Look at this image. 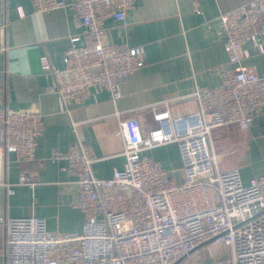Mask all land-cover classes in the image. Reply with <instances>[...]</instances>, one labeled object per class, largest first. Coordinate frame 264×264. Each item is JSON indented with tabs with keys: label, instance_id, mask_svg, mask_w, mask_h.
Returning a JSON list of instances; mask_svg holds the SVG:
<instances>
[{
	"label": "built area",
	"instance_id": "2783aa9c",
	"mask_svg": "<svg viewBox=\"0 0 264 264\" xmlns=\"http://www.w3.org/2000/svg\"><path fill=\"white\" fill-rule=\"evenodd\" d=\"M35 12L71 7L81 35L71 36L64 64L57 66L44 50V71L57 81L60 111L71 118V105L87 93L106 89L117 101L122 84L145 63L143 45L104 43L105 20L124 22L135 0H32ZM224 37L228 64L215 88L197 85L179 103L143 106L118 121L122 143L111 156L123 157L111 177L95 173L98 156L72 120L75 140L67 150L52 149L50 158L75 178L78 193L71 205L84 213L81 231L53 232L44 217L1 215L5 228L6 264H204L193 250L207 242L225 243L231 264H264V174L245 182L239 167L221 168L226 153L213 142V130L237 125L246 130L264 108V73L243 65L251 56L247 44L264 52V0L222 13L214 22ZM187 98V99H186ZM45 128L35 109L0 104V187L9 195L18 186L35 187L32 175L11 178L2 166L35 159ZM99 131L100 129L97 128ZM114 130L112 132H115ZM175 145L179 168L168 169L151 151Z\"/></svg>",
	"mask_w": 264,
	"mask_h": 264
},
{
	"label": "crops",
	"instance_id": "0c3cea01",
	"mask_svg": "<svg viewBox=\"0 0 264 264\" xmlns=\"http://www.w3.org/2000/svg\"><path fill=\"white\" fill-rule=\"evenodd\" d=\"M249 1L135 0L124 22L105 20L103 42L143 45L144 65L122 84V96L117 101L112 100L106 89L90 90L81 104L71 105L70 118L60 111L56 78L42 69L40 56L45 50L62 67L71 36L80 34L81 43L91 38L81 34L83 28L77 25L71 7L35 12L32 0H0V104L17 110H38L45 125L38 138L35 159L17 161L10 155L2 160L11 178L25 172L37 184L18 186L12 195L0 187V217L34 212L46 219L48 229L53 232L81 231L84 213L71 205L78 193L75 178L50 158L52 149L67 150L74 142L72 120L98 156L95 173L111 177L114 168L123 166L124 158L111 156L122 138L115 131L118 121L112 119L108 123L105 116L116 111L123 118L140 114L143 106L164 100L173 102L177 109H192V102L180 105V99L188 97L197 85L219 86L221 68L228 64L224 37L217 32L215 20ZM247 46L251 56L241 63L263 74L264 52H258L250 43ZM213 142L220 153H226L221 168L239 167L245 182L264 174V108L246 130L237 125L213 130ZM171 147L176 146L162 147L151 154L159 153L164 159L166 153H172ZM173 153L178 156L177 147ZM166 167L170 169L169 165ZM5 238V228L0 222V264H6ZM193 254L201 256L204 264H231V249L222 242L201 244Z\"/></svg>",
	"mask_w": 264,
	"mask_h": 264
},
{
	"label": "rangeland",
	"instance_id": "374dc122",
	"mask_svg": "<svg viewBox=\"0 0 264 264\" xmlns=\"http://www.w3.org/2000/svg\"><path fill=\"white\" fill-rule=\"evenodd\" d=\"M176 147H171L172 153H166V160L169 162V168L173 171L178 170L179 165H178V159H177V153H173V150H175Z\"/></svg>",
	"mask_w": 264,
	"mask_h": 264
},
{
	"label": "trees",
	"instance_id": "16d2710c",
	"mask_svg": "<svg viewBox=\"0 0 264 264\" xmlns=\"http://www.w3.org/2000/svg\"><path fill=\"white\" fill-rule=\"evenodd\" d=\"M92 42V39H90V40H88V43H91ZM157 159H160L162 162H163V164L165 165V166H168V161L167 160H165V158L164 159H162V157L159 155V153H156V155H154Z\"/></svg>",
	"mask_w": 264,
	"mask_h": 264
}]
</instances>
